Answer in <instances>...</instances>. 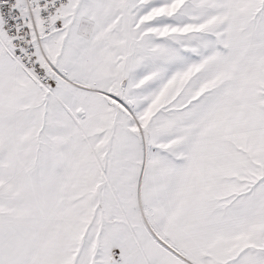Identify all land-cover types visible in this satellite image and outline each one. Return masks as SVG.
I'll return each mask as SVG.
<instances>
[{
	"label": "snow or ice",
	"instance_id": "snow-or-ice-1",
	"mask_svg": "<svg viewBox=\"0 0 264 264\" xmlns=\"http://www.w3.org/2000/svg\"><path fill=\"white\" fill-rule=\"evenodd\" d=\"M0 264H264V0H0Z\"/></svg>",
	"mask_w": 264,
	"mask_h": 264
}]
</instances>
